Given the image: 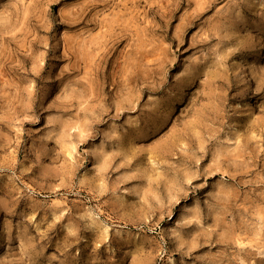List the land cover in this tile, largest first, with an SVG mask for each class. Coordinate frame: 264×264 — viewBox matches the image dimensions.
Listing matches in <instances>:
<instances>
[{
	"label": "rangeland",
	"instance_id": "1",
	"mask_svg": "<svg viewBox=\"0 0 264 264\" xmlns=\"http://www.w3.org/2000/svg\"><path fill=\"white\" fill-rule=\"evenodd\" d=\"M0 264H264V0H0Z\"/></svg>",
	"mask_w": 264,
	"mask_h": 264
}]
</instances>
